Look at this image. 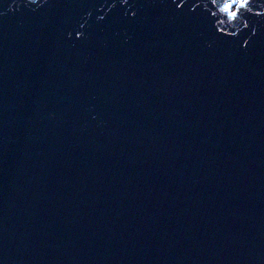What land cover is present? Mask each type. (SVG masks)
I'll return each mask as SVG.
<instances>
[{
    "label": "water",
    "instance_id": "obj_1",
    "mask_svg": "<svg viewBox=\"0 0 264 264\" xmlns=\"http://www.w3.org/2000/svg\"><path fill=\"white\" fill-rule=\"evenodd\" d=\"M222 6L0 0V264H264V0Z\"/></svg>",
    "mask_w": 264,
    "mask_h": 264
},
{
    "label": "snow or ice",
    "instance_id": "obj_2",
    "mask_svg": "<svg viewBox=\"0 0 264 264\" xmlns=\"http://www.w3.org/2000/svg\"><path fill=\"white\" fill-rule=\"evenodd\" d=\"M215 3L216 0H213ZM222 7L220 11L225 13L228 17L235 19L238 16L237 8H245L249 4V0H220ZM215 15V13H213Z\"/></svg>",
    "mask_w": 264,
    "mask_h": 264
}]
</instances>
